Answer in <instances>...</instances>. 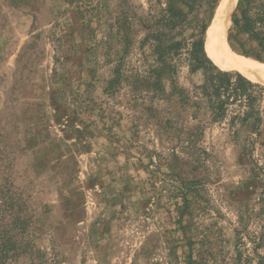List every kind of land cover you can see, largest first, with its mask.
Instances as JSON below:
<instances>
[{
    "label": "rangeland",
    "instance_id": "obj_1",
    "mask_svg": "<svg viewBox=\"0 0 264 264\" xmlns=\"http://www.w3.org/2000/svg\"><path fill=\"white\" fill-rule=\"evenodd\" d=\"M221 2L191 17L205 41ZM159 11L157 0H0V202L23 207L47 264L263 261L264 160L255 177L230 118L197 107L203 74L188 56L161 94L109 90L121 62L145 75L154 65L141 42ZM231 28L224 50L258 61Z\"/></svg>",
    "mask_w": 264,
    "mask_h": 264
},
{
    "label": "trees",
    "instance_id": "obj_2",
    "mask_svg": "<svg viewBox=\"0 0 264 264\" xmlns=\"http://www.w3.org/2000/svg\"><path fill=\"white\" fill-rule=\"evenodd\" d=\"M162 1L157 0L160 5L157 16L144 25L148 33L141 42V48L151 46L154 65L145 75L139 70L125 71L126 63L121 62L116 67L115 78L110 81L109 90L114 91L121 84L132 82L140 95L143 91L161 94L164 91L163 76L175 77L178 62L187 55L190 73L203 74L202 85L196 87L201 102L195 104L207 107L213 121L230 118L231 127L237 128L234 134L243 140V149L254 165L255 177H258L259 168L263 169L258 162L264 160V86L254 83L239 71L221 69L208 56L205 50L208 26L206 23L194 24L191 18L204 6L205 0ZM239 3L237 13L232 17L231 38L241 39L239 43L246 56L264 62V5H252V0H240ZM189 30L191 33L186 35ZM126 43L128 47L132 44L130 40ZM179 94L182 102H191L186 91ZM22 210L23 207L14 200L0 202V263L28 255L37 257L39 262L34 264H47L26 241L25 228L30 222L29 217L22 215ZM260 236L257 248L264 247V233ZM262 259L259 264H264Z\"/></svg>",
    "mask_w": 264,
    "mask_h": 264
},
{
    "label": "bare ground",
    "instance_id": "obj_3",
    "mask_svg": "<svg viewBox=\"0 0 264 264\" xmlns=\"http://www.w3.org/2000/svg\"><path fill=\"white\" fill-rule=\"evenodd\" d=\"M238 0H223L211 25L205 47L212 60L223 70L237 69L254 83L264 85V64L224 50L227 31Z\"/></svg>",
    "mask_w": 264,
    "mask_h": 264
}]
</instances>
